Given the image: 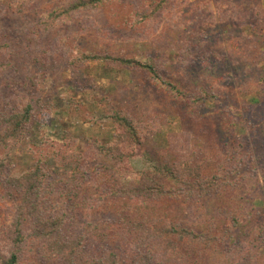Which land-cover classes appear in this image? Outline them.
<instances>
[{
	"label": "trees",
	"instance_id": "trees-1",
	"mask_svg": "<svg viewBox=\"0 0 264 264\" xmlns=\"http://www.w3.org/2000/svg\"><path fill=\"white\" fill-rule=\"evenodd\" d=\"M116 1L70 0L45 15L43 30L84 13H95L104 5L111 8ZM148 1L133 2L137 18L132 24L156 27L157 15L161 16L172 6V0L150 4ZM11 2L26 6L33 0H8ZM233 7L232 0L208 2L207 21L214 20L215 16L221 21L231 19L235 26L226 24L222 29L231 35L238 20H243ZM253 10L258 11L256 5ZM200 12L202 15L201 9L193 10L192 17ZM178 26L184 27V24L179 22ZM259 26L238 24V27L249 28V38L254 39L258 44L255 48L262 51L261 33L255 28ZM210 31L218 34L215 29ZM205 36L198 35L196 44L191 36L175 49L180 67L197 61L207 62L208 67L212 61L210 56L215 62H221V55L215 50H201L206 42L209 44ZM7 48L6 42L0 41V53ZM251 58L255 61L256 56L251 55ZM93 61L104 62L109 67L146 71L151 81L170 98L184 101L190 108H199L209 101L216 108L222 107L226 112L224 125L231 135L213 145L215 135L210 134L207 127L204 154L207 167H204L200 155L197 156L201 150V134L192 135L185 128L182 132L185 156L174 154L170 163L151 164L134 176L132 159L144 156L146 139L160 130L164 118L134 115L102 96L99 104L103 116L111 120L114 127L106 142L92 141L82 151L77 150L73 141L50 142L34 167L16 177L11 176L0 161V182L10 202L7 209L12 214L4 223L7 245L0 249V264H34L37 256L49 264H185L186 261L211 264V257L212 263H220L221 253L230 251L229 247L239 241L238 237L253 234L254 242L261 243L264 206L257 208L253 203L255 196L261 195L259 180L264 178V169L258 167L264 165V116L255 119L261 113L264 115L262 95L257 96L250 111L222 85V77L221 85H199L195 91H186L164 76L155 61L141 62L132 57L109 53L89 55L80 51L71 59L72 65ZM257 74L264 83V71ZM229 76L225 71L224 80H233ZM250 87L256 88V83ZM33 117L30 102L20 109H0V155L21 143ZM244 128L247 135L238 139L235 131ZM99 158L105 162L93 165ZM120 179L123 182H119ZM85 188L95 189L97 198H82L80 192ZM54 195L62 199V203L52 204ZM212 197L220 211L208 218L202 217L199 210L205 209V202ZM106 198L122 201L126 209L109 229L100 227L99 222L87 214L83 216L85 210L104 205ZM173 209L179 210L178 215L184 219L175 216ZM140 211L143 213L137 216ZM257 216L263 220L257 221ZM77 218L85 220L83 230L79 234L70 233L67 225ZM253 240L248 241L249 244H253Z\"/></svg>",
	"mask_w": 264,
	"mask_h": 264
},
{
	"label": "rangeland",
	"instance_id": "rangeland-1",
	"mask_svg": "<svg viewBox=\"0 0 264 264\" xmlns=\"http://www.w3.org/2000/svg\"><path fill=\"white\" fill-rule=\"evenodd\" d=\"M68 1L33 0L29 5L21 6L0 0V41L8 45L0 53V109H20L26 102H30L34 108L32 123L21 143L0 155V161L11 176H19L33 168L50 142L73 141L79 151L92 141L106 142L114 127L111 120L103 116L99 104L102 96L134 115L164 118L160 130L146 139L144 156L132 159L134 176L151 164L161 161L170 163L174 154L185 156L187 153H184L182 143L185 128L192 135L201 134V150L197 156L200 155L204 167H207V157H204L207 152V127L208 132L215 135L213 145L230 137L224 125L226 112L222 107L216 108L209 101L199 108H190L184 101L170 98L151 81L146 71L136 68L109 67L101 61L72 65L71 59L78 51L89 55L109 53L132 57L141 62L155 61L164 76L186 91H195L199 85H221L222 77V85L250 111L258 95H262L264 101V83L257 74L264 71V50L255 48L258 44L249 38L248 27H238V24L242 26L244 23L260 25L255 28L260 31V44L264 46V0H232L233 9L239 12V18L243 20H238L231 35L222 30L226 24L228 27L235 26L231 19L221 21L215 16L214 20L207 21V3L213 4L216 0H172L170 9L161 16L157 15L156 27L132 24L137 18L132 4L138 0H118L113 6L110 5L111 8L104 5L95 13H84L69 22L43 30L45 15ZM157 1L149 0L148 3ZM255 5L257 12L253 10ZM196 9H201L202 15L200 12L192 17V11ZM179 22L184 27H179ZM211 29L218 34L211 32ZM202 34H206L204 38L206 41L209 39V44L206 42L201 50H215L221 55V62H215L214 57L210 56L212 61L208 67L207 62L203 64L199 61L180 67L175 49L182 42L190 40L191 36L194 37L191 41L196 44L197 36ZM251 55L256 56L255 61H252ZM225 71L230 73L229 78L233 80H224ZM254 82L256 88L259 87L258 91L250 87ZM224 101L227 103V98ZM263 116L261 113L255 119ZM237 132L235 135L238 139L247 135L245 128ZM104 162L103 158H99L92 164ZM258 167L264 169V165ZM260 180L261 195H256L253 203L257 208L264 206V178ZM119 182H123V179ZM3 190L0 182V249L7 245L4 223L12 215L7 209L10 202ZM80 195L82 198H97L98 193L93 188H85ZM61 200L54 195L51 203L60 204ZM119 201L106 198L104 205L95 210H85L83 216L87 214L98 221L100 227L109 229L126 210L124 203ZM204 207L199 210L202 217L208 218L220 211L215 197L205 202ZM161 211L164 213V210ZM178 212L173 209V214L183 220L184 216L178 215ZM142 213L140 211L137 216ZM256 220L263 218L257 216ZM84 221L77 218L67 225V229L70 233L79 234ZM252 235L238 237V244L231 245V250L226 254L221 253L220 263H212V257L210 263L264 264V231L261 243L254 242ZM251 240L253 244H249ZM34 264L49 263L37 256ZM185 264L195 263L186 261Z\"/></svg>",
	"mask_w": 264,
	"mask_h": 264
}]
</instances>
